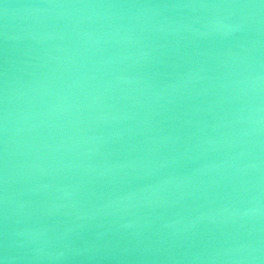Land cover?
Returning a JSON list of instances; mask_svg holds the SVG:
<instances>
[{
	"label": "water",
	"instance_id": "1",
	"mask_svg": "<svg viewBox=\"0 0 264 264\" xmlns=\"http://www.w3.org/2000/svg\"><path fill=\"white\" fill-rule=\"evenodd\" d=\"M0 264H264V0H0Z\"/></svg>",
	"mask_w": 264,
	"mask_h": 264
}]
</instances>
